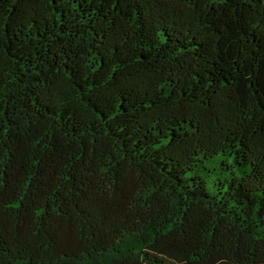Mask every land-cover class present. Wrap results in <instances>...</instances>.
<instances>
[{
	"label": "trees",
	"instance_id": "trees-1",
	"mask_svg": "<svg viewBox=\"0 0 264 264\" xmlns=\"http://www.w3.org/2000/svg\"><path fill=\"white\" fill-rule=\"evenodd\" d=\"M0 264H264V0H0Z\"/></svg>",
	"mask_w": 264,
	"mask_h": 264
}]
</instances>
